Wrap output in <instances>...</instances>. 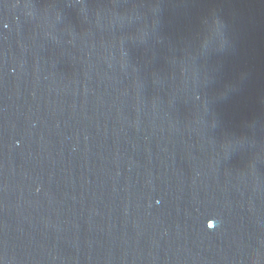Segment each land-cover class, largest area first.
I'll use <instances>...</instances> for the list:
<instances>
[{"label": "water", "instance_id": "1", "mask_svg": "<svg viewBox=\"0 0 264 264\" xmlns=\"http://www.w3.org/2000/svg\"><path fill=\"white\" fill-rule=\"evenodd\" d=\"M0 264H264V0H0Z\"/></svg>", "mask_w": 264, "mask_h": 264}]
</instances>
